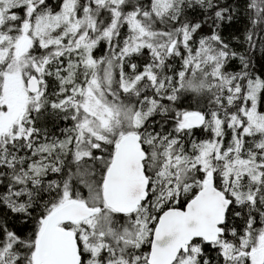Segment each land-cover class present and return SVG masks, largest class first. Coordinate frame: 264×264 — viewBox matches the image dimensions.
Masks as SVG:
<instances>
[{
    "label": "snow or ice",
    "instance_id": "snow-or-ice-1",
    "mask_svg": "<svg viewBox=\"0 0 264 264\" xmlns=\"http://www.w3.org/2000/svg\"><path fill=\"white\" fill-rule=\"evenodd\" d=\"M0 264H264V0H0Z\"/></svg>",
    "mask_w": 264,
    "mask_h": 264
}]
</instances>
